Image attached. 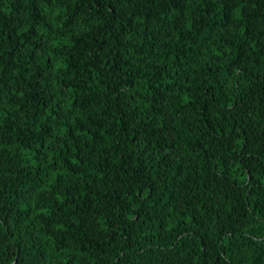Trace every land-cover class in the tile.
Instances as JSON below:
<instances>
[{"label":"trees","instance_id":"obj_1","mask_svg":"<svg viewBox=\"0 0 264 264\" xmlns=\"http://www.w3.org/2000/svg\"><path fill=\"white\" fill-rule=\"evenodd\" d=\"M0 264H264V0H0Z\"/></svg>","mask_w":264,"mask_h":264}]
</instances>
